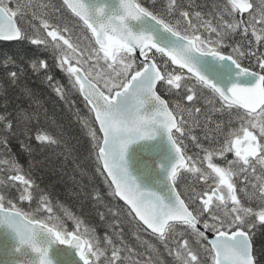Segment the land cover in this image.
Masks as SVG:
<instances>
[{
	"label": "snow or ice",
	"instance_id": "6c2138e0",
	"mask_svg": "<svg viewBox=\"0 0 264 264\" xmlns=\"http://www.w3.org/2000/svg\"><path fill=\"white\" fill-rule=\"evenodd\" d=\"M12 2L0 0V41L27 40L50 52L55 67L86 101L90 118L81 123L91 138L97 171L106 174L109 195L127 206L135 228L150 233L174 264H264L253 245L255 232L264 227V0H220L207 14L183 0H152L151 7L137 0H62L61 7L47 0H15V7ZM61 8L85 29L75 42L73 29L55 15ZM237 35L240 41L233 40ZM83 40L87 45L82 46ZM226 48L231 52L226 54ZM3 59L7 85L15 88L23 63L15 54ZM245 59H254L259 71L245 66ZM30 67L61 99L67 98L46 58H31ZM158 84L178 99L162 98ZM205 89L212 94L206 103L218 101L214 111L226 113L227 131L220 123L212 129L205 116L204 139L210 146L190 135L202 153L192 157L183 137L191 133L192 123L199 124L202 109L196 103L205 98ZM24 96L35 99L29 89L17 99ZM4 104L0 137L5 148L9 137L23 134L29 141L21 147L29 154L60 143L41 131L39 113L31 105L17 104L9 112L6 90ZM0 164L14 173L0 185L16 188L20 201H35L34 211H24L0 191V229L8 257L0 264H58L52 258L57 246H64L58 249L61 264H157L159 252L152 243L143 241L141 253L125 240L119 210L108 209L113 219L102 238L94 230L81 231L83 221L65 210L75 222V230H67L49 198L35 195L34 181L14 159ZM184 174L201 182L186 196L177 183ZM148 177H159L155 186L145 183ZM98 215L106 221L105 213Z\"/></svg>",
	"mask_w": 264,
	"mask_h": 264
},
{
	"label": "trees",
	"instance_id": "16d2710c",
	"mask_svg": "<svg viewBox=\"0 0 264 264\" xmlns=\"http://www.w3.org/2000/svg\"><path fill=\"white\" fill-rule=\"evenodd\" d=\"M47 2L56 7H61L62 5L58 0L55 3L51 0H47ZM137 2L149 7L152 5V0H137ZM219 2L220 0H183L185 5H198L199 10L206 14L211 10L214 3ZM157 10L159 11V9ZM55 15L61 23L70 25L73 32H75V38L83 36L84 27L65 8H61V12ZM87 43V40L82 41L83 45H87ZM244 46L246 47V43ZM262 51H264V48H262ZM6 54H15L24 66V74L21 75L19 84L15 88L9 87L6 82L3 67V56ZM33 57L46 58L47 63L52 66L51 74L54 76L55 83H58L67 92L66 99L60 98L54 87L49 86V82L44 76L31 70L30 60ZM156 58L157 60L161 59L158 55ZM24 89L31 90L34 94V101L27 96L17 99L21 96ZM5 90L7 92L9 112H14L17 104L25 109H29L31 105V109H36L39 113L38 119L41 131H45L54 138L59 139L60 143L29 154L21 147L22 142L28 143L29 141L27 134L9 137L7 148L3 146L2 137H0V161L14 159L18 163L22 169V174L26 177L30 176L34 181L36 185L35 195L38 197L43 193L49 198L56 214L63 220L67 230L74 231L75 222L69 216H65V210L71 216L83 221L82 228L94 230L95 235L102 238L108 230V224L113 219L108 214V209L119 210L121 212L119 219L122 221L124 229L123 235L130 245L136 246L143 253L145 249L142 246V242L148 241L158 249V257L162 255L161 262L156 257L157 264L174 262L173 258L167 254L158 241L148 232L135 228L131 218L127 215V207L116 197L109 195V182H105V174L101 175L97 171L98 165L92 141L87 129L81 123L82 120L90 118L89 109L78 90L71 88L67 76L55 67V61L51 53L45 52L42 48L38 50L36 46L31 45L27 40L0 43V113H3L5 107ZM158 90H160V86ZM160 94L165 97L161 91ZM205 94H208V92H205ZM207 98H210V96L206 95L205 98L196 103V106L202 109L201 118L198 125L196 123L190 125L191 133L189 134L197 136L204 147L210 146L209 141L204 139L205 131H207L204 126L208 123L205 120V116L211 119L212 129H215L216 123H220L222 129L226 132L228 122L226 113L221 114L214 111V108H218L219 105L216 102L214 104L206 103ZM35 123L36 121L33 120V124ZM238 126L235 123V127ZM219 139L222 141L223 137L220 136ZM190 143L192 147H195V151L187 155H193V157L198 154L202 155L201 149L196 147V144L191 139ZM215 162L219 163V160ZM6 169V165L0 164V181L7 182V176L14 174L9 173ZM185 190L187 189L185 188ZM0 191H6L11 195L17 206L24 211H34L35 201H20L16 188L5 189L3 185H0ZM93 196H98V199L94 200ZM240 196L242 199V194ZM5 202L7 203V197ZM30 203L32 207H29ZM99 212L106 214V221L102 222L99 219ZM45 215L41 214V218ZM133 233L136 234L134 235ZM137 235L140 240H137ZM253 245L258 257L264 255V227L259 228L255 232ZM201 256H204L202 250ZM163 258L164 261H162Z\"/></svg>",
	"mask_w": 264,
	"mask_h": 264
},
{
	"label": "flooded vegetation",
	"instance_id": "af4514ba",
	"mask_svg": "<svg viewBox=\"0 0 264 264\" xmlns=\"http://www.w3.org/2000/svg\"><path fill=\"white\" fill-rule=\"evenodd\" d=\"M240 36H236L233 38L234 41H240ZM225 53H229L231 52V48H226L224 49ZM262 51V49H261ZM242 63L245 65V66H248L250 67L253 71H259L256 63H255V60H249V59H245L242 61ZM189 83L191 84V82L189 81ZM204 91H207L206 89ZM211 93H210V98H211ZM166 98L167 100H170L172 102H174L176 99H178V97L176 96H169L167 93H166ZM185 104H187L188 102L185 100L184 101ZM183 141H184V150L186 152V154H191L193 153V151H195V147L191 145L190 143V135L188 133H186V135L183 137ZM228 158L229 157H233L234 158V155L233 153H228ZM202 156V155H201ZM193 157V155H192ZM178 190L184 194L185 196L187 195V193L190 191V189L193 187V185H195V187L199 190L200 186H201V182H196L195 181V178L192 177L190 174H184L183 176L181 177H178ZM185 188L187 190H185ZM163 248V247H162ZM164 259V258H163ZM167 262V261H166Z\"/></svg>",
	"mask_w": 264,
	"mask_h": 264
},
{
	"label": "water",
	"instance_id": "95a60500",
	"mask_svg": "<svg viewBox=\"0 0 264 264\" xmlns=\"http://www.w3.org/2000/svg\"><path fill=\"white\" fill-rule=\"evenodd\" d=\"M89 2H92V3H109V4H111V3L114 2V0H89ZM137 55H138V53H137ZM97 128H98V125H97ZM144 159H148V157L145 156ZM134 170H137L136 166H134ZM155 178H159V177H148V178H146L145 183L149 184L150 186H155L154 185V179ZM121 202H123V201H121ZM208 236H209V239H214L215 238L212 233H208ZM5 240H6V237L4 235V230L0 229V261H4L5 259L8 258L5 255V251H4ZM63 248H64V246H57V247H54V249L52 251V258L54 260H56L58 262V264H61L62 259H63L61 257V255H60V251L58 249H63ZM71 259L78 261V257H76L75 255H72Z\"/></svg>",
	"mask_w": 264,
	"mask_h": 264
},
{
	"label": "rangeland",
	"instance_id": "374dc122",
	"mask_svg": "<svg viewBox=\"0 0 264 264\" xmlns=\"http://www.w3.org/2000/svg\"><path fill=\"white\" fill-rule=\"evenodd\" d=\"M21 2H26V0H21ZM12 6L15 7V0H13V2H12ZM27 19H28V20H31V13H28V15H27ZM37 22H38V21H37ZM37 22H36V23H37ZM77 30H78V29H77ZM74 33H75V32H73V37H72V38H73L74 41H76V38H75V34H74ZM78 33H80V32L78 31ZM205 34H206V33H205ZM82 46H84V45L82 44ZM237 183H239V182H237ZM242 196H243V194H242ZM243 199H244V196H243ZM81 226H82V225H81ZM65 228H66V227H65ZM66 229H67V228H66ZM74 230H75V229H74ZM80 230L83 231L84 228L81 227ZM158 243H159V242H158ZM161 256H162V255H160V256L158 257V261H159V262H161ZM162 261H164V259H163ZM164 263H165V262H164ZM164 263H163V264H164ZM165 264H174V262H171V263H165Z\"/></svg>",
	"mask_w": 264,
	"mask_h": 264
}]
</instances>
